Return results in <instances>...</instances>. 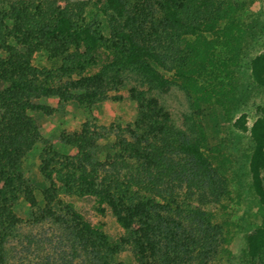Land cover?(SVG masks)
<instances>
[{
  "label": "trees",
  "instance_id": "16d2710c",
  "mask_svg": "<svg viewBox=\"0 0 264 264\" xmlns=\"http://www.w3.org/2000/svg\"><path fill=\"white\" fill-rule=\"evenodd\" d=\"M106 2L117 14L110 37L69 12L48 11L43 3L0 8V264H13L11 247L24 226L58 230L52 234L56 242L48 239V251L60 254L44 264H124L117 259L126 247L135 264H264V108L251 128L249 161L250 187L263 221L248 235L241 256L231 219L243 203L233 154L226 141L213 145L201 122L205 106L231 100L234 67L247 35L241 24L244 6L232 0H156L155 12L139 8L124 31L118 25L127 4ZM165 38L174 59L172 80L192 101L195 140L173 126L158 100L133 89L137 120L112 145L108 128L86 124L62 137L74 155L47 147L40 169L50 187L40 201L24 159L42 142L32 116L46 109L41 101L101 102L123 84L121 74L130 66L149 86L164 85L157 48ZM39 53L48 55L50 69L35 66ZM250 66L264 86V51L251 57ZM190 190L210 195L212 207ZM87 196L100 213L109 209L115 216L124 231L119 242H111L69 201ZM21 204L29 209L27 217L19 214ZM35 238H28L29 248L39 245Z\"/></svg>",
  "mask_w": 264,
  "mask_h": 264
},
{
  "label": "rangeland",
  "instance_id": "374dc122",
  "mask_svg": "<svg viewBox=\"0 0 264 264\" xmlns=\"http://www.w3.org/2000/svg\"><path fill=\"white\" fill-rule=\"evenodd\" d=\"M127 4V11L123 18L119 19V27L128 31L130 16L136 15L139 8L146 7L155 12L157 6L151 2L156 0H124ZM222 1V0H219ZM243 5L244 10L241 16V24L247 31L244 41V53L239 66L234 67V90L231 100L226 106L207 105L202 112L201 122L206 135L213 145L222 141L229 144L230 151L234 158V168L238 174L240 183L239 189L243 194V203L239 206L231 218L235 224V249L237 255L247 251L248 235L253 229L262 224V215L259 205L253 197L249 178V161L253 151L251 128L254 122L261 116L264 108V86H260L254 79L250 61L251 57L264 51V0H232ZM36 2L43 3L48 11L60 9L69 12L72 16L85 21L94 27H99L103 33L110 37L111 25H114V17L117 14L109 7L106 0H0V8L7 7L10 3ZM157 15V14H156ZM150 25V24H149ZM157 53L161 58L162 65L158 67L163 79H167L162 86L152 87L135 67L130 66L121 74L122 85L113 87L106 98L98 103L81 106L76 102H63L59 98L49 97L41 101L46 109L32 113L36 123L41 128L42 142L30 152L24 159L25 175L31 185L35 188L37 198L41 201L43 193L50 187L40 169L41 155L50 147L52 151L66 155H74L75 151L62 143L64 135L73 134L82 129L86 124L98 128L110 130L109 145L113 144L115 136L121 133L122 129L135 124L138 116V102L134 98L133 89L147 99H156L167 113L173 126L187 134L191 140L198 136L197 130L192 121V101L187 91L181 84L175 83L173 77V57L171 43L168 38L161 39ZM183 45V44H182ZM221 52L227 56L223 48ZM169 51V52H168ZM106 50H103V53ZM102 60L107 55L101 54ZM34 64L40 68H51L46 53H39L34 57ZM195 193L202 204L211 208V196L204 192ZM77 209L97 228L101 229L111 242L117 243L122 238L124 231L119 226L115 216L107 209L100 213L98 203L93 197L70 198ZM197 203V202H196ZM19 214L27 217L29 211L27 205L21 204L18 207ZM57 229L49 226L44 227H23L19 231L11 247V258L13 264H44L45 260L60 253H49L48 248L52 242L49 238L56 237ZM36 237L40 243L29 248V239ZM119 262L124 264H135L131 248L126 247L118 256ZM238 260V259H237ZM237 264V262H235Z\"/></svg>",
  "mask_w": 264,
  "mask_h": 264
}]
</instances>
